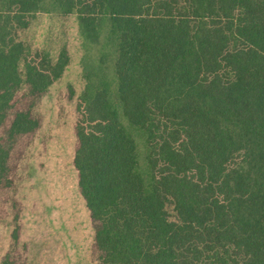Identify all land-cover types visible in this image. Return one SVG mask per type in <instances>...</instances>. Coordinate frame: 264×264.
Listing matches in <instances>:
<instances>
[{
  "label": "trees",
  "instance_id": "trees-1",
  "mask_svg": "<svg viewBox=\"0 0 264 264\" xmlns=\"http://www.w3.org/2000/svg\"><path fill=\"white\" fill-rule=\"evenodd\" d=\"M37 12L76 13L92 40L110 30L121 104L146 152L148 192L134 141L111 169L95 100L76 122L101 264H264V0H0V125L21 85L43 92L69 60L18 37ZM37 125L17 111L7 138ZM9 146L0 139V185Z\"/></svg>",
  "mask_w": 264,
  "mask_h": 264
},
{
  "label": "rangeland",
  "instance_id": "rangeland-1",
  "mask_svg": "<svg viewBox=\"0 0 264 264\" xmlns=\"http://www.w3.org/2000/svg\"><path fill=\"white\" fill-rule=\"evenodd\" d=\"M18 37L53 56L65 47L69 60L43 92L35 94L21 85L0 125V139L10 145L7 178L0 185V264H101L94 238L97 222L80 193L73 164L75 125L92 100L109 140L111 169L130 139L136 145V177L144 192L150 187L141 135L120 100L114 71L117 40L106 27L92 40L76 13L59 12L35 13ZM17 111L30 112L38 125L8 139L6 130ZM168 212L174 214L171 207Z\"/></svg>",
  "mask_w": 264,
  "mask_h": 264
}]
</instances>
